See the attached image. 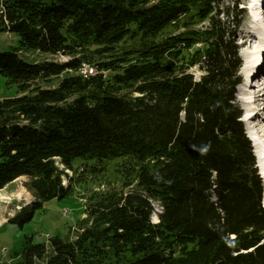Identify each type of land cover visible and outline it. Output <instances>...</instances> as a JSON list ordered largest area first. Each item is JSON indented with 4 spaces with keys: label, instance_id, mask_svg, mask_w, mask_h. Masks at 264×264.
<instances>
[{
    "label": "trees",
    "instance_id": "trees-1",
    "mask_svg": "<svg viewBox=\"0 0 264 264\" xmlns=\"http://www.w3.org/2000/svg\"><path fill=\"white\" fill-rule=\"evenodd\" d=\"M220 2L0 0V34L17 37L0 52L17 88L0 101V190L55 158L66 169L123 158L121 189H134L91 196L82 231L52 238L49 253L25 237L20 264H264L262 184L235 100L242 9ZM192 7L208 27L163 34Z\"/></svg>",
    "mask_w": 264,
    "mask_h": 264
},
{
    "label": "rangeland",
    "instance_id": "rangeland-1",
    "mask_svg": "<svg viewBox=\"0 0 264 264\" xmlns=\"http://www.w3.org/2000/svg\"><path fill=\"white\" fill-rule=\"evenodd\" d=\"M229 3L230 0H221L220 2L223 8ZM247 7V0H239L238 8L243 9V11L241 25L237 28L234 37L236 44L239 46L238 56L242 62L240 68L242 78H245L244 69L242 68H245L246 64L249 66L251 53L258 45L256 34L254 33L253 36V31L249 30V20L251 18ZM196 13V7H192L189 13L181 16L175 25L166 28L163 34L180 33L186 30H201L208 27V21H201L199 16H195ZM219 18L222 22L225 21V15L221 14ZM197 46V48H201V44ZM15 47H17V37L14 35L10 36L7 33L0 34V52H10ZM241 52H244L246 56V64ZM17 56L31 63L45 61L61 63L67 59V57L60 54L52 55L23 50H20ZM263 64L264 59L260 61L254 74L263 70ZM88 69L89 67L86 65L81 67L85 74H87ZM189 71L196 80L201 75V71L197 66L191 67ZM235 92L239 93L238 97L235 98L242 111L241 120L245 124L242 122L243 128L246 127L254 135L257 148L260 149L264 145V126L259 125L260 121H263L264 109L261 110L260 102L249 103L246 99L247 94L244 91L239 92L236 89ZM16 94V86L7 84L6 79L0 76V101L14 98ZM251 104L256 108H260V111L258 109L254 112L250 111ZM249 114H251L252 118ZM262 155L264 154H261L260 157ZM254 160V167L257 170V174H259V169L256 165L258 164L260 168L263 165V160L259 163L258 156L257 159L254 156ZM128 173L130 171L124 165L123 158L110 160L91 159L86 161L77 158L73 160L72 167L69 169H66L60 164L59 159L55 158L46 160L42 164L23 172V175L20 176L24 178L21 185L31 196V200L29 202L13 201L8 204L0 202V218L5 220V222L0 224V249L3 248L7 252L6 262L3 264H20L22 262L21 246L25 237L31 238L34 244L44 243L48 253L50 251L49 241L52 238L58 237L63 240L75 238L82 231L80 228L83 227L87 220L89 208L93 205V201L90 200L91 196L96 199L97 194L100 195L112 191L124 196V194L134 190L133 188L121 189V182L126 179ZM13 190L14 184L12 182L1 191L9 193ZM263 193L264 189L262 187V205H264ZM27 206H35L36 208L28 223L22 226L7 223L21 208ZM155 209L157 210V206H155ZM151 221L153 222L152 219ZM46 236L49 237L48 240H46ZM39 263L41 261L35 264Z\"/></svg>",
    "mask_w": 264,
    "mask_h": 264
},
{
    "label": "bare ground",
    "instance_id": "bare-ground-1",
    "mask_svg": "<svg viewBox=\"0 0 264 264\" xmlns=\"http://www.w3.org/2000/svg\"><path fill=\"white\" fill-rule=\"evenodd\" d=\"M261 1L262 0H250V2L248 4V13L250 14L249 17L251 18L249 20V30L251 29L253 31L252 32L253 36H254V33L256 34V40L258 41V45H257L256 49L253 50V52L251 53L249 66H247V64H246L247 61H246V56L244 55V52H241V55L245 59V64H246L245 68L244 67L242 68V69H244L243 72H244V76H245V82L243 85L240 84L241 86L239 85L237 87V90H239V92L244 91L247 94L246 99L249 101V103L250 102L254 103L255 101L259 100V99L254 98V93L256 91L252 89L253 87L250 86V84H249L248 90H243V89L246 87V83L248 82V77H249L250 71H252L255 68V64L257 67V65L261 61L260 57H262V55L264 56V12H262L261 8L259 7V4ZM262 68L264 69V64L262 65ZM80 73L82 74V71H80ZM238 94L239 93L236 94L237 97H238ZM259 101L261 102V100H259ZM257 109L260 111V108H256L253 104H251V110L250 111L254 112ZM263 122H264V120H263ZM247 131H248L249 135L251 136V139H252V142H253L254 148H255V154H257V156L259 158V163H260V161L263 160L260 156H261V154H264V145H263V147L258 149L257 144H256V138L254 137V135L249 130H247ZM262 132H263V130H262ZM263 172H264V170L261 169V174H263ZM23 181H24L23 177H19V178L15 179L13 181L14 190L9 192V193H5L4 191L0 190V202L6 203V204L13 202V201H15V202H29L31 200V196L22 187L21 182H23ZM151 219L153 220L154 223H157V221H158V218L155 214L152 215ZM3 221H5V220L0 218V223ZM46 240H48V238H46ZM6 259H7V256H2V264L6 262Z\"/></svg>",
    "mask_w": 264,
    "mask_h": 264
},
{
    "label": "built area",
    "instance_id": "built-area-1",
    "mask_svg": "<svg viewBox=\"0 0 264 264\" xmlns=\"http://www.w3.org/2000/svg\"><path fill=\"white\" fill-rule=\"evenodd\" d=\"M82 74H85V73L82 71ZM46 238H48V236H46ZM2 256H7V252L3 248L0 249V264H2Z\"/></svg>",
    "mask_w": 264,
    "mask_h": 264
},
{
    "label": "crops",
    "instance_id": "crops-1",
    "mask_svg": "<svg viewBox=\"0 0 264 264\" xmlns=\"http://www.w3.org/2000/svg\"><path fill=\"white\" fill-rule=\"evenodd\" d=\"M3 222H5V221H3ZM3 222H1V223H3ZM1 223H0V224H1Z\"/></svg>",
    "mask_w": 264,
    "mask_h": 264
},
{
    "label": "water",
    "instance_id": "water-1",
    "mask_svg": "<svg viewBox=\"0 0 264 264\" xmlns=\"http://www.w3.org/2000/svg\"><path fill=\"white\" fill-rule=\"evenodd\" d=\"M255 153V152H254ZM263 196H264V194H263Z\"/></svg>",
    "mask_w": 264,
    "mask_h": 264
}]
</instances>
